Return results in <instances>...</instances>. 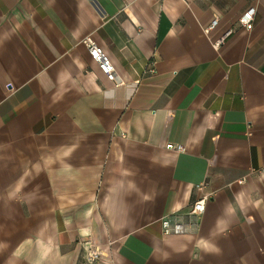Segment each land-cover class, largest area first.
Instances as JSON below:
<instances>
[{
	"label": "crops",
	"instance_id": "crops-1",
	"mask_svg": "<svg viewBox=\"0 0 264 264\" xmlns=\"http://www.w3.org/2000/svg\"><path fill=\"white\" fill-rule=\"evenodd\" d=\"M85 241L264 264V0H0V264H80Z\"/></svg>",
	"mask_w": 264,
	"mask_h": 264
},
{
	"label": "built area",
	"instance_id": "built-area-1",
	"mask_svg": "<svg viewBox=\"0 0 264 264\" xmlns=\"http://www.w3.org/2000/svg\"><path fill=\"white\" fill-rule=\"evenodd\" d=\"M254 16L255 8H251L240 17L239 23L250 30L253 28ZM217 23L218 18L215 17L206 30L209 31L214 28ZM231 33V29L226 31V33L215 42V45L219 46L222 44L226 37H228ZM84 41L87 44L91 59L99 66L101 71L106 74L109 80L116 81L117 73L115 65L107 51L90 37H87ZM166 147L180 152L185 150V146L180 143H167ZM243 180L244 179H240L239 182H242ZM205 202V197L194 200L191 203L190 214H202L205 210ZM192 226V222L182 221L173 223L169 218L163 221L164 232L166 234L180 235L189 233L192 230ZM82 244L84 253L80 264H113V259L110 257V250L108 248L99 246L92 241H85Z\"/></svg>",
	"mask_w": 264,
	"mask_h": 264
}]
</instances>
